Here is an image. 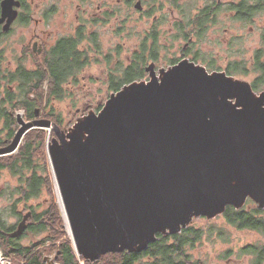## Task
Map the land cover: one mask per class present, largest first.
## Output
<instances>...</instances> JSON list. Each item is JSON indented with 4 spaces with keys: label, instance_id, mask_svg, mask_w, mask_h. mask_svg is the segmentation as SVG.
<instances>
[{
    "label": "water",
    "instance_id": "water-1",
    "mask_svg": "<svg viewBox=\"0 0 264 264\" xmlns=\"http://www.w3.org/2000/svg\"><path fill=\"white\" fill-rule=\"evenodd\" d=\"M0 6L8 31L20 2ZM145 71L147 79L123 85L66 129L17 113L19 128L0 148V155L14 152L34 127L54 131L49 162L84 260L141 252L157 234H177L196 217L213 219L248 199L264 208V90L189 58ZM29 216L12 237L25 231ZM50 259L44 257L57 264Z\"/></svg>",
    "mask_w": 264,
    "mask_h": 264
},
{
    "label": "trees",
    "instance_id": "trees-1",
    "mask_svg": "<svg viewBox=\"0 0 264 264\" xmlns=\"http://www.w3.org/2000/svg\"><path fill=\"white\" fill-rule=\"evenodd\" d=\"M171 1L176 6V0ZM147 14L151 15V12ZM158 25L157 22L148 34L149 47L145 37L133 52L130 63L116 68L118 76L116 80L111 78L110 92L118 91L132 81L147 78L144 69L146 61H156L159 52ZM176 26L181 38L188 41L194 29L190 17ZM3 37L0 31V43ZM90 44H93V49ZM100 47L95 31L88 33L83 26H78L73 34L60 37L40 54L24 50L23 56L14 58L13 68L7 64L4 49H0V148L12 141L19 126L16 118L19 111L23 112L21 116L24 119L48 118L61 129L72 124L64 120L57 104L71 95L69 84L78 83L82 68L90 63ZM91 50L94 54H90ZM28 51L33 60L30 68L23 62ZM177 61L178 58L168 59L167 66ZM206 68L209 71L215 69L212 63ZM252 70L258 76L250 84L258 92L264 84V48L260 54L255 51ZM237 71L247 72L244 63L233 61L226 73L239 74ZM100 108L98 106L96 110ZM47 134L46 129L32 128L24 134L15 152L0 155V179L2 176L8 178L0 188V196L7 195L11 202L5 211L4 207L0 209V253L11 257L15 264H46L43 259L46 255L58 264H202L201 260L193 259L191 251L204 239L229 240L230 232L225 226L255 231L264 236V208H259L248 199L239 209L226 207L220 215L223 225L209 222L206 227H197L189 224L177 234H157V239L141 252L106 253L95 261L84 260L76 253L63 225L46 155ZM53 134L51 131L49 137ZM42 204L44 208L39 209ZM27 213L30 216L25 231L18 237H12L10 233L16 224L9 223L7 216L14 215L20 221ZM26 236L30 239L22 244L21 238ZM238 252L248 256L250 264H264V243H247L239 247Z\"/></svg>",
    "mask_w": 264,
    "mask_h": 264
},
{
    "label": "rangeland",
    "instance_id": "rangeland-1",
    "mask_svg": "<svg viewBox=\"0 0 264 264\" xmlns=\"http://www.w3.org/2000/svg\"><path fill=\"white\" fill-rule=\"evenodd\" d=\"M27 1L30 5L31 20L27 24L15 23L13 29L4 35L0 43V49H4L8 58L7 64L11 68L15 66L14 58L23 56L24 50L29 49L33 52L32 44H34V41L38 40L39 43L44 45L45 49H49L60 37L73 34L78 26H83L88 33L95 31L100 41V51L97 52L87 66L82 68L78 75V83L75 85L69 84V90L73 96L70 95L57 104L64 120L73 124L78 117L86 115L89 111L98 112L103 107L112 93L109 86L110 80L111 78L116 80L118 76L116 68L130 63L133 52L139 48L145 37L147 38V47H149L150 36L148 34L157 22L159 23L157 26L159 41L157 60L148 59L144 69L153 63L154 70L158 73L161 68L167 67V64H169L168 59L178 58L179 61L188 58L180 55V48L184 45L182 41L184 39L179 35L176 25L194 14L195 10L189 7V2L198 1V4H202L206 0H176V6H173L170 0ZM137 2H139L141 9L134 7ZM49 6L55 7L54 14L49 15L46 20L43 18L41 11ZM147 12H151V15ZM226 16L227 13L220 11L214 25L208 30L206 38L199 41L196 49H199L200 54L198 57H194V62L205 67H209L212 63V67L215 68L212 71L225 72L233 61L242 62L246 66L247 72L237 71L239 74H232L231 76L251 83L258 76V73L252 70L254 53L258 48H264L263 41L262 43L258 41V26L261 23L258 22V18H256L255 23L244 24L233 20V18L226 19ZM262 21L264 22V18ZM229 39L230 41L231 39H237L230 52L227 50ZM90 47L93 49V44H90ZM233 50H236L237 54L233 53ZM27 54L28 56L23 62H25L26 67L30 68L33 65V60L29 51ZM90 54H94L92 50ZM148 75L149 73L146 72L147 78ZM260 90H264V84L260 86ZM98 106L101 108L96 110ZM17 113L22 115L23 112L19 111ZM38 118L40 119V117ZM41 119L50 120L48 118ZM42 129H46L48 133L46 142L47 160L53 177L63 225L71 239L70 230L67 227V218L64 214L47 153L48 143H51V138L55 134L49 137L50 132L54 133V131L48 128ZM7 181L8 178L2 176L0 188H3ZM10 204L7 195L0 196V209L4 207L5 211ZM44 206V204L39 205V209H43ZM7 221L16 225L19 222L14 215L7 216ZM209 222L223 225V219L220 215L213 219L196 217L190 224L197 227H206ZM225 227L230 232L229 240L204 239L191 251L193 259L201 260L202 264H250L249 257L241 255L238 248L247 243L262 244L264 243V236L255 231H242ZM29 239V236L23 237L21 243L25 244ZM46 256L51 258L49 255ZM2 257L4 262H0V264H15L11 257H6L4 254H2ZM50 261L57 263L53 258ZM45 263L47 264L46 261Z\"/></svg>",
    "mask_w": 264,
    "mask_h": 264
},
{
    "label": "flooded vegetation",
    "instance_id": "flooded-vegetation-1",
    "mask_svg": "<svg viewBox=\"0 0 264 264\" xmlns=\"http://www.w3.org/2000/svg\"><path fill=\"white\" fill-rule=\"evenodd\" d=\"M20 2L17 9V14L8 31H3L2 27L5 22L0 23L1 34L6 35L12 29L15 23L27 24L31 20L30 5L27 0H18ZM1 2V0H0ZM189 7L195 10L194 14L190 16V20L194 29L191 33L189 40H182L184 45L180 48V55L184 57L196 58L199 56L200 51L196 49L199 45V41L206 38L208 30L214 25L220 11L227 13L226 19L233 18L237 22L244 24L255 23L256 18L261 23L259 27V39L258 41L264 40V0H206L202 4H198V1L189 2ZM54 6H49L47 9H42L41 13L43 18L48 19L49 15L54 14ZM1 16V6H0ZM183 16H186L183 14ZM182 25V21L180 22ZM237 39L228 40L227 50H232V45L236 44ZM32 50L34 53L40 54L44 49V45L39 43L38 40L33 42ZM263 48H258V54L261 53ZM236 53V50L232 51ZM186 54V55H185ZM262 91L259 90L258 93Z\"/></svg>",
    "mask_w": 264,
    "mask_h": 264
},
{
    "label": "built area",
    "instance_id": "built-area-1",
    "mask_svg": "<svg viewBox=\"0 0 264 264\" xmlns=\"http://www.w3.org/2000/svg\"><path fill=\"white\" fill-rule=\"evenodd\" d=\"M3 260V257H2V254L0 253V262L3 263L4 261Z\"/></svg>",
    "mask_w": 264,
    "mask_h": 264
},
{
    "label": "bare ground",
    "instance_id": "bare-ground-1",
    "mask_svg": "<svg viewBox=\"0 0 264 264\" xmlns=\"http://www.w3.org/2000/svg\"><path fill=\"white\" fill-rule=\"evenodd\" d=\"M62 204V203H61ZM67 227H68V225H67ZM69 228V227H68ZM69 230V229H68ZM69 233H70V231H69Z\"/></svg>",
    "mask_w": 264,
    "mask_h": 264
}]
</instances>
